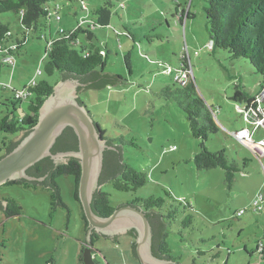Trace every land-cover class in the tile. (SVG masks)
<instances>
[{
  "label": "rangeland",
  "instance_id": "374dc122",
  "mask_svg": "<svg viewBox=\"0 0 264 264\" xmlns=\"http://www.w3.org/2000/svg\"><path fill=\"white\" fill-rule=\"evenodd\" d=\"M57 7L53 4L47 23L41 19V28L28 36L16 14L0 15L14 39H26L13 66L0 55V121L28 111L29 101L17 100V93L34 80L52 85L59 80L58 74L44 73L46 50L61 30L82 28L79 43L106 48L104 73L122 76L128 86L83 91L80 97L106 139L121 148L124 161L147 175L145 187L135 193L104 186L112 205L163 198L165 216L171 206L180 209L167 225V241L181 264H264L258 251L264 246V214L254 212L264 196V156L232 137L249 126L242 105L232 99L236 87L258 93L262 78L249 61L208 48L207 0H79ZM184 63L192 74L190 88L175 80ZM39 70L43 75L37 77ZM195 98L203 100L220 128L205 141L193 137L180 105ZM255 132L256 140L264 138V129ZM12 140L0 131V155ZM204 144L210 152H225L229 165L237 166L232 185L222 168L197 169L194 157ZM55 181L64 206L55 207L53 192L42 185L0 187L1 202L15 200L22 208L12 218L0 211V264H81L87 234L82 206L74 199L75 178L62 175ZM188 216L191 222L184 224ZM134 242L130 236L117 244L101 237L94 243L97 264H136Z\"/></svg>",
  "mask_w": 264,
  "mask_h": 264
},
{
  "label": "trees",
  "instance_id": "16d2710c",
  "mask_svg": "<svg viewBox=\"0 0 264 264\" xmlns=\"http://www.w3.org/2000/svg\"><path fill=\"white\" fill-rule=\"evenodd\" d=\"M76 1L79 0H0V15L6 13L16 14L24 30V36H28L36 33L41 28V19H44L45 23H47L52 15L51 6L53 4L56 5L55 10H58V2L72 3ZM207 3L206 16L209 24L210 42H213L212 50L218 49L228 52L233 60L243 58L249 61L262 78L260 91L264 90V0H207ZM81 29L79 27L72 32H59L58 37L50 42L46 50L44 73L48 77L58 74L59 80L54 85L47 80H42L36 82L35 86L26 87L27 96L25 100L29 101L28 111L19 117L8 114L0 121V131L11 135L13 138L9 145L5 146L6 152L0 155V160L16 149L22 139L28 136L38 124L40 110L44 102L53 94L54 86L59 82L78 80L82 84L78 89L80 93L86 90H103L123 83L124 79L122 76L104 73L108 55L106 48L96 46L93 41L88 44L79 43L78 34ZM67 34L71 35L67 36ZM92 36L95 37L94 35ZM14 38L10 27L0 22V55L3 58L9 56L16 58L20 54L26 39L21 43ZM184 65L188 67L186 63ZM188 82L186 87L190 84L191 79ZM188 88L190 87L188 86ZM258 93L241 90L237 86L232 99L240 105L251 104ZM181 94L179 92L176 93L177 96ZM78 101L85 106L80 94ZM180 105L183 108L185 107L184 111L187 113L193 137L205 141L209 135L219 132L220 128L212 117L211 110L201 98L193 99L187 106H185L184 102L180 103ZM98 127L106 139L101 127ZM21 134L23 135L22 139L15 141V138ZM106 140L108 148L104 152L103 170L99 180L102 188L96 191L93 196L92 209L102 218L111 217L117 209L125 206L143 211L152 227V250L154 256L161 260L180 262L179 259L172 256V250L167 241L169 238L167 225L173 219H176L180 209L173 210L175 207L171 206L173 212H169L165 216L163 211L165 210L166 201L163 198L136 199L132 203H124L119 207H114L111 203L112 195L103 191L105 185H111L117 192L135 193L145 187L147 183V175L144 172L134 169L124 161L123 151L116 146L115 141ZM78 151L79 139L71 127L65 129L51 150L53 155ZM194 162L199 171H210L217 168L224 169L226 171V180L230 185L235 180V173L239 172L237 166L229 165L225 152H210L205 144L200 152L195 155ZM27 174L36 179L44 178V180L27 181L22 179L11 181L7 184L42 185L50 188L53 191L52 200L56 207L57 203L62 206H64V203L55 179L62 175L73 176L75 178L74 199L81 205L79 183L82 175V166L79 159L71 158L67 163L56 164L51 157H47L28 169ZM4 202H6V208H4ZM3 203L0 202V211L5 213L6 218L20 216L22 208L15 200L6 199L3 200ZM186 209H190V207L186 206ZM258 213L264 214L262 212ZM191 218L192 216H188L184 224L190 223ZM84 221L87 234L89 224L86 221L85 214ZM129 236L135 241L137 238L136 230H131ZM91 238L92 242L96 243L101 237L99 234L93 233ZM104 238L110 239L108 237ZM115 241L118 242V237H115ZM86 247L85 242L84 248ZM136 248L137 243L134 242L132 250L134 256L138 259ZM83 250L80 256L81 264H83ZM136 264H140L139 261Z\"/></svg>",
  "mask_w": 264,
  "mask_h": 264
},
{
  "label": "water",
  "instance_id": "95a60500",
  "mask_svg": "<svg viewBox=\"0 0 264 264\" xmlns=\"http://www.w3.org/2000/svg\"><path fill=\"white\" fill-rule=\"evenodd\" d=\"M88 39L92 40L93 36L88 35ZM81 85L78 80H65L54 87L53 94L44 102L40 110L38 124L28 136L22 139L16 149L0 160V187L8 182L22 179L43 181L44 178L36 179L29 176L27 171L47 157H51L56 164H64L71 158H77L82 166L79 183L80 203L89 224L87 247L84 248L82 254L83 264H97L91 238L94 232L110 238L106 239L117 244L115 237H118L119 241L123 237H128L131 230L137 232L136 251L140 264H181L173 260H161L154 256L152 227L143 211L125 206L117 209L111 217L102 218L92 209L93 196L102 188L99 180L103 170L104 152L108 145L87 108L78 101L80 94L78 89ZM126 86L128 85L122 83L109 88ZM104 90H86V92ZM68 127L73 128L78 136L79 151L53 155L52 148ZM3 205L6 208V202Z\"/></svg>",
  "mask_w": 264,
  "mask_h": 264
},
{
  "label": "built area",
  "instance_id": "2783aa9c",
  "mask_svg": "<svg viewBox=\"0 0 264 264\" xmlns=\"http://www.w3.org/2000/svg\"><path fill=\"white\" fill-rule=\"evenodd\" d=\"M57 21H59L61 18L58 16V14H55ZM60 33H66V31L61 30ZM71 34H67V36H70ZM209 49H213V42L211 41L208 45ZM104 54V52H103ZM4 60L13 66L15 64V58L12 56L4 58ZM187 69V70H186ZM183 73V75H182ZM181 74H178L175 76V80L179 83H182L185 85L192 76L191 71L189 70V67H184ZM42 71L39 70L37 73V77L42 76ZM182 75V76H181ZM36 81L34 80L33 84L31 86H35ZM27 96L26 89L22 94L19 92L17 93V100H25ZM239 111L242 113V117L244 118V121L251 127L254 128V130H251L249 126L241 128L234 132L232 134V137L242 144L243 146H246L256 152H259L260 155L264 156V138L255 141L254 139V132L257 129H264V90L260 91L256 96L255 100L251 104H244L239 108ZM254 212H262L264 213V196H261L258 201L256 202L254 206ZM245 211L241 210L238 214L242 215ZM258 251H261L264 253V246L261 245V247L258 248Z\"/></svg>",
  "mask_w": 264,
  "mask_h": 264
},
{
  "label": "crops",
  "instance_id": "0c3cea01",
  "mask_svg": "<svg viewBox=\"0 0 264 264\" xmlns=\"http://www.w3.org/2000/svg\"><path fill=\"white\" fill-rule=\"evenodd\" d=\"M83 2L85 1V0H82ZM60 17V16H59ZM62 19H60L59 21H61ZM96 25V27H97V25L98 24H95ZM95 27V28H96ZM258 135V133L257 132H254V139H255V141H258V140H260V139H262V138H259L258 140H256V137L255 136H257ZM138 260H139V258H138Z\"/></svg>",
  "mask_w": 264,
  "mask_h": 264
},
{
  "label": "flooded vegetation",
  "instance_id": "af4514ba",
  "mask_svg": "<svg viewBox=\"0 0 264 264\" xmlns=\"http://www.w3.org/2000/svg\"><path fill=\"white\" fill-rule=\"evenodd\" d=\"M94 233H96V232H94ZM96 234H98V233H96ZM99 236L104 238V236H101L100 234H99ZM118 239H119V238H118ZM93 254H94V257H96L97 253H96V251L94 250V247H93ZM98 264H99V263H98Z\"/></svg>",
  "mask_w": 264,
  "mask_h": 264
}]
</instances>
